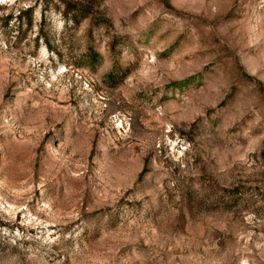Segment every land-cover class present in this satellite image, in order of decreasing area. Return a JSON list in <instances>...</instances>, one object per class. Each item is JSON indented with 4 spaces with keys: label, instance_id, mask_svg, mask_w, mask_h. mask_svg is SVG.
<instances>
[{
    "label": "rangeland",
    "instance_id": "obj_1",
    "mask_svg": "<svg viewBox=\"0 0 264 264\" xmlns=\"http://www.w3.org/2000/svg\"><path fill=\"white\" fill-rule=\"evenodd\" d=\"M81 1L0 0V264H264V0Z\"/></svg>",
    "mask_w": 264,
    "mask_h": 264
},
{
    "label": "trees",
    "instance_id": "obj_2",
    "mask_svg": "<svg viewBox=\"0 0 264 264\" xmlns=\"http://www.w3.org/2000/svg\"><path fill=\"white\" fill-rule=\"evenodd\" d=\"M87 1L88 0H82L79 3L80 7L82 8L83 5L87 4ZM66 12H68V13H65V16H66L68 21H72V22L76 21V18L78 17L77 11H70L69 7L66 5ZM81 17L85 19V18L89 17V13H84Z\"/></svg>",
    "mask_w": 264,
    "mask_h": 264
}]
</instances>
